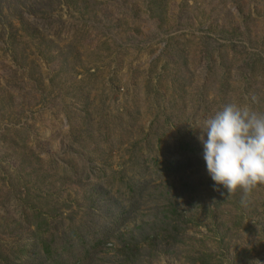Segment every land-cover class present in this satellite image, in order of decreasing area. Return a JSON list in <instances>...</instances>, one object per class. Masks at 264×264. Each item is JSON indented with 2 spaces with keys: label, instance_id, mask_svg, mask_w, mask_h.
Returning <instances> with one entry per match:
<instances>
[{
  "label": "rangeland",
  "instance_id": "1",
  "mask_svg": "<svg viewBox=\"0 0 264 264\" xmlns=\"http://www.w3.org/2000/svg\"><path fill=\"white\" fill-rule=\"evenodd\" d=\"M229 103L264 113V0H0V264H264V185L197 139Z\"/></svg>",
  "mask_w": 264,
  "mask_h": 264
},
{
  "label": "clouds",
  "instance_id": "2",
  "mask_svg": "<svg viewBox=\"0 0 264 264\" xmlns=\"http://www.w3.org/2000/svg\"><path fill=\"white\" fill-rule=\"evenodd\" d=\"M198 130L203 160L215 186H222L228 195L239 190L247 197L264 185V113L251 103H229L204 118Z\"/></svg>",
  "mask_w": 264,
  "mask_h": 264
},
{
  "label": "trees",
  "instance_id": "3",
  "mask_svg": "<svg viewBox=\"0 0 264 264\" xmlns=\"http://www.w3.org/2000/svg\"><path fill=\"white\" fill-rule=\"evenodd\" d=\"M188 146V145H187ZM193 152V151H192ZM177 204L175 203H171L170 204V210L168 211V210H165V211H161V214L163 215L162 216V218H161V220H160V227L161 226H165V227H171V230H172V232L171 233H168L169 234V236H164V235H162V233H160V232H158V231H156V232H158V233H156V232H154L155 234H154V236L152 235V236H148V238L150 239V240H154V241H157V239L158 238H160L161 236L162 237H164L165 239H167V240H169V241H171V240H176V233H178V235H179V233H180V231H181V227H180V225H181V223H183V222H185L184 220H183V218L182 219H180V217H182L181 216V214L179 215V214H177L178 212V209H177ZM39 213V214H38ZM37 213V215L38 216H40L41 215V212H38ZM170 214V215H173V217H175V218H179V219H176L175 221H176V223H174V222H169V223H167V221H168V216L166 215V214ZM185 218V217H184ZM178 222V223H177ZM43 224H46V222H42ZM39 228H40V230L43 228V226L42 225H40L39 226ZM158 229H159V226L157 227ZM162 229H163V227H161ZM167 230H164V232H166ZM163 232V233H164ZM178 237V236H177ZM121 239H122V249H121V252L124 254V255H127V251L129 252L130 251V248H129V246H130V243H128V241L125 239V237L124 236H121ZM145 240H146V238H145ZM95 245V244H94ZM46 246V248L48 249V246L47 245H45ZM136 247V246H135ZM49 250V249H48ZM50 251V250H49ZM46 252L48 253V251L46 250ZM49 254H50V252H49ZM48 256V255H47ZM7 263H9V264H16V263H20V264H24V262L22 261V260H20V256H18L17 258H15L12 262L11 261H9V262H7Z\"/></svg>",
  "mask_w": 264,
  "mask_h": 264
}]
</instances>
